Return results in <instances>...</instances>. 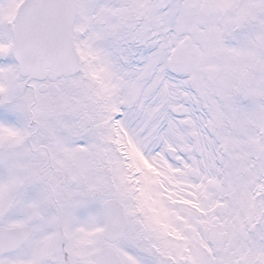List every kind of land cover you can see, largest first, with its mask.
Segmentation results:
<instances>
[{"label": "snow or ice", "instance_id": "1", "mask_svg": "<svg viewBox=\"0 0 264 264\" xmlns=\"http://www.w3.org/2000/svg\"><path fill=\"white\" fill-rule=\"evenodd\" d=\"M0 264H264V0H0Z\"/></svg>", "mask_w": 264, "mask_h": 264}]
</instances>
